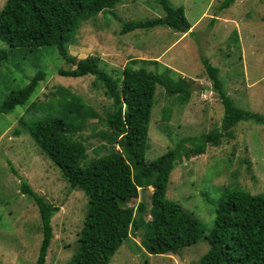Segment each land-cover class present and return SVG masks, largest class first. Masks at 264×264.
I'll use <instances>...</instances> for the list:
<instances>
[{
  "label": "rangeland",
  "instance_id": "rangeland-1",
  "mask_svg": "<svg viewBox=\"0 0 264 264\" xmlns=\"http://www.w3.org/2000/svg\"><path fill=\"white\" fill-rule=\"evenodd\" d=\"M223 1L171 0L175 7L185 9L192 24L185 32L159 26L122 34L121 28L128 21L164 16L159 0L123 1L85 21L69 46L70 54L78 59L99 56L101 67L115 79L122 76L125 65L134 63L132 67L158 74L164 84L190 87L187 97L168 93L164 85H158L149 127L148 161L177 147L184 138H190L185 145L193 146L204 134L223 130L224 105L205 71L204 59L219 68L224 86L238 106L264 118V0H235L227 8L222 7ZM5 2L0 0V12ZM0 51L7 52L0 67V105L25 87L37 71L47 73L26 104L0 113V264H35L39 255L40 212L32 198L22 193V182L60 208L52 217L54 238L46 264H68L78 251L88 198L83 190L70 187L22 121L48 114L51 110H43V104L56 108L57 101H52L59 97L60 87L81 95L103 118L112 101L93 75H60L58 69L70 66L55 46L12 49L0 40ZM98 121L86 119L81 132L89 156L83 166L116 149V145L94 136L92 127L105 130L103 121ZM205 147V152L190 159H178L167 197L193 214L207 235L219 202L231 191L264 192V120L240 121L219 144L209 142ZM151 191V187L140 188L139 198L128 205L136 207L144 202L149 209ZM146 218H150L149 212ZM145 238L144 228L132 233L109 264H196L209 249L203 238L178 253L152 254Z\"/></svg>",
  "mask_w": 264,
  "mask_h": 264
},
{
  "label": "trees",
  "instance_id": "trees-1",
  "mask_svg": "<svg viewBox=\"0 0 264 264\" xmlns=\"http://www.w3.org/2000/svg\"><path fill=\"white\" fill-rule=\"evenodd\" d=\"M123 1L127 0H6L0 12V40L12 49L57 47L70 66L58 69L60 75H93L95 83L102 84L112 101L103 118L81 95L60 87L59 97L52 101H57L56 108L53 104H43V110H51L48 114L37 120L22 121L70 187L83 190L88 198L86 217L78 233V251L68 264H109L123 242L143 228L144 244L152 254L178 253L204 238L209 249L196 264H264V192L253 194L240 188L231 191L219 202L214 225L207 235L193 214L167 197L170 176L178 159H190L205 152L209 142L219 144L224 134L240 121L264 120L260 114L237 105L224 86L219 68L204 59L205 71L224 105L223 130L204 134L202 141L193 146L185 145L190 138H184L177 147L148 161L149 127L158 85H164L168 93H184L187 97L190 87L173 82L164 84L158 74L144 67H132L134 63L125 65L122 76L115 79L101 67L99 56L78 59L70 54L69 46L83 23ZM234 1L224 0L222 7L227 8ZM159 2L164 16L128 21L121 33L159 26L189 30L192 24L183 7H175L171 0ZM6 57L7 52L0 51V67ZM46 76L44 70L37 71L25 87L4 100L0 113H10L26 104ZM90 118H99L98 123L103 121L105 126V130L92 127L94 136L116 145V149L83 166L82 162L89 156L81 132ZM142 187L152 188L149 209L144 202L136 207L128 205L139 198ZM21 191L38 206L42 241L35 264H46L54 238L52 217L60 208L27 182H22ZM148 212L150 218H146Z\"/></svg>",
  "mask_w": 264,
  "mask_h": 264
},
{
  "label": "water",
  "instance_id": "water-1",
  "mask_svg": "<svg viewBox=\"0 0 264 264\" xmlns=\"http://www.w3.org/2000/svg\"><path fill=\"white\" fill-rule=\"evenodd\" d=\"M197 87V86H196ZM196 87H195V90H196Z\"/></svg>",
  "mask_w": 264,
  "mask_h": 264
}]
</instances>
